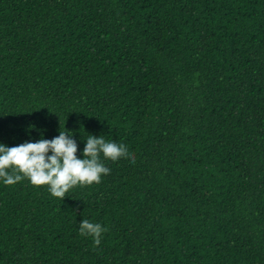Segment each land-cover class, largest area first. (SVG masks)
<instances>
[{
    "label": "trees",
    "instance_id": "1",
    "mask_svg": "<svg viewBox=\"0 0 264 264\" xmlns=\"http://www.w3.org/2000/svg\"><path fill=\"white\" fill-rule=\"evenodd\" d=\"M64 123L136 159L0 183V264H264V0H0V143Z\"/></svg>",
    "mask_w": 264,
    "mask_h": 264
},
{
    "label": "clouds",
    "instance_id": "2",
    "mask_svg": "<svg viewBox=\"0 0 264 264\" xmlns=\"http://www.w3.org/2000/svg\"><path fill=\"white\" fill-rule=\"evenodd\" d=\"M64 125L60 130L59 124L58 135L52 139H45L41 133L35 142L11 147L0 143V183L10 186L27 179L31 185L47 186L51 196L63 200L78 185L99 183L102 175L111 171L107 158L118 160L127 156L133 162L136 159L134 150L124 139L89 133L78 157L74 134ZM78 230L80 235H91L93 242L99 244L107 226L100 221L83 219Z\"/></svg>",
    "mask_w": 264,
    "mask_h": 264
}]
</instances>
